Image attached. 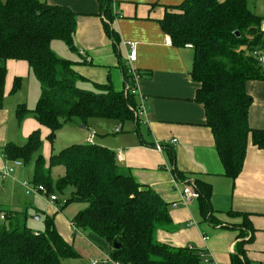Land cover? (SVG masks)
Here are the masks:
<instances>
[{
	"label": "trees",
	"instance_id": "16d2710c",
	"mask_svg": "<svg viewBox=\"0 0 264 264\" xmlns=\"http://www.w3.org/2000/svg\"><path fill=\"white\" fill-rule=\"evenodd\" d=\"M100 14L112 19V0H97ZM251 0H183L167 7L159 21L163 32L177 44L193 48L191 79L198 83L195 100L205 109L206 124L215 140L223 173L234 180L242 170L248 140L264 149V130L248 124L251 97L246 83L264 78L258 56L264 53L262 17L251 9ZM107 35L117 34L105 23ZM76 13L46 0H0V108L8 59L28 63L40 94L33 108L20 103L15 109L18 122L32 114L49 130L54 141L63 124L77 121L86 126L91 118L124 123L135 119V94L115 90L111 81L79 86L73 60L59 57L53 40L75 50ZM238 33V34H237ZM125 81L131 76L124 67ZM20 86L13 81L11 93ZM42 144L39 130L32 131L23 145L6 143L8 160H30ZM62 165L64 172L53 179L50 168ZM33 183L43 185L46 194L70 189L59 210L69 203H82L71 224L112 258L122 264H203L200 250L174 247L156 239L157 230L171 222L168 204L151 188L139 184L129 170L117 163L115 152L102 144L77 142L50 154L47 167L39 154ZM199 209L211 210L210 184L196 180ZM58 199V198H57ZM0 264H62L78 256L73 245L57 231L53 216L45 217L44 231L26 224L25 210L0 207ZM120 244L114 248L113 244ZM233 264L241 263L237 256Z\"/></svg>",
	"mask_w": 264,
	"mask_h": 264
},
{
	"label": "crops",
	"instance_id": "0c3cea01",
	"mask_svg": "<svg viewBox=\"0 0 264 264\" xmlns=\"http://www.w3.org/2000/svg\"><path fill=\"white\" fill-rule=\"evenodd\" d=\"M46 1L66 6L76 13V49L68 48L66 59L76 62L73 69L84 78L77 83L79 86L89 85L86 88L93 89V84L110 80L115 90L124 89L128 43L136 44L137 58L133 66L139 77L135 99L146 108L143 116L122 123L117 132L114 128L118 122L111 119L91 118L86 126L77 122L80 126H70L62 143L87 142L89 132L78 133L76 129L90 124L100 129L93 141L112 149L119 166L129 170L139 184L153 189L168 204L171 222L157 230L158 241L174 247L190 245L220 264H233L235 256H239L241 262L237 264H264V149L249 138L239 175L232 180L223 173L213 133L206 124L204 106L195 100L198 83L190 75L193 48L190 44H177L172 38L171 44H166L164 37L169 34L162 31L159 23L167 7L183 0H112L111 20L100 14L97 0ZM250 4L252 11L262 17L264 33V0H251ZM105 23L116 32V42L107 35ZM54 46L66 54L64 45L57 40L51 42V48ZM6 69L0 108V169H5L11 161L4 157L2 148L8 142L16 144L10 137L14 132L17 140H27L32 131L39 130L42 143L45 140L50 145L48 153L45 147L42 154L47 163L53 153L47 139L48 128L30 113L21 122L15 114L18 130L9 135L11 113L18 104L27 101L18 99L15 104L9 100L8 106L5 103L7 96L20 93L24 85L28 88L30 85L33 90L35 87L39 97V82L25 60L8 59ZM16 78L20 79V86L11 93ZM246 91L251 97L248 124L253 129L264 130V78L248 81ZM155 143L161 144L162 149L157 150ZM13 175L17 176L13 171L8 178L12 179ZM196 180L211 186V210L207 215L200 211L198 198L187 203L181 201L185 185H193L197 190ZM18 202L24 208L33 207L32 203ZM60 202L59 199L54 203L48 200V215L53 216L62 238L73 246L75 240L81 245L83 236L91 242L82 232L77 235L71 226L72 218L84 204L76 203L74 208L59 210ZM22 206L9 209L23 210ZM98 250L87 252L101 258L104 251Z\"/></svg>",
	"mask_w": 264,
	"mask_h": 264
},
{
	"label": "rangeland",
	"instance_id": "374dc122",
	"mask_svg": "<svg viewBox=\"0 0 264 264\" xmlns=\"http://www.w3.org/2000/svg\"><path fill=\"white\" fill-rule=\"evenodd\" d=\"M57 42L60 43L62 46L64 45L63 50L66 51V54L64 52H61L55 46H54V49L53 48L51 49L53 51L55 50L54 52L59 57L67 58L68 53H69L67 45L61 40L60 41L57 40ZM88 86L89 85H86V87ZM81 87H85V86L81 85ZM37 94H38V90L35 89V87L33 90V88H31L30 85H29V88L28 86L24 85L20 93L18 92L14 95L7 96L5 99V103L10 100L12 102H15L16 104L18 102V99H23V101L24 100L27 101V102L24 101L27 107L33 108L36 105V102L38 100ZM6 106H8L7 103H6ZM14 112L15 111L11 113L12 114L11 120L8 123L9 135H11L13 131L18 130V123H17ZM67 124H71V125H67ZM70 126L73 128H78L80 124L77 123V121H73L71 123L63 124V126L57 130V132L55 133L54 141L51 143V146L53 147L52 148L53 152L56 153L61 148L67 146V144H65L67 142H65L64 144L62 142L65 141L64 138L66 137V135L64 134L68 133L71 130L69 128ZM84 130L85 132H89V134L90 132L99 133L97 131H100L99 128H95L92 124H90V126L84 129H76L78 133H81ZM57 134H58V137H56ZM10 137H11V140L13 142L16 141L15 143L18 145H23L26 142V139L17 140L15 136V132ZM45 147L47 148L46 153H48V149H50V145L48 144V142L43 140V143L41 144L40 148L36 152L33 153L30 160L27 162L20 160L21 164L18 166L14 165L13 160L9 161V164L5 166L4 168L8 169L10 167H13L14 173L17 176L13 175L12 179L10 178L2 179L0 177V207L9 209L10 207H15L19 205L22 206V204H20V202L18 201H21V202L26 201L25 204L32 203L33 207L29 205V207L24 208V206H22L20 209L25 210L26 224L34 231H44L45 229L44 220H45V217L48 215V211H49L48 196L52 193L45 194L44 192L43 193L27 192L28 190H27V187L25 186V183L28 184V188H34L35 186H37L36 184L33 183L34 168L36 164V159L39 156V154L42 155L45 153ZM45 167H47L46 162H45ZM63 172H64V167L62 165H53L50 168V174L53 179H56L58 176L62 175ZM69 192H70V189H66L62 194L57 193V192H54L53 194H55L61 202H64L66 198L68 197ZM74 204L76 203H69L68 205H66V207L70 209L74 208L75 207ZM10 205H15V206H10ZM37 216H38V219L36 218ZM77 233L78 232H76V234ZM80 236L82 237L83 234L79 235V237ZM82 238L81 239L83 242L81 245H79L78 242L75 240V244L73 246L74 249L77 251L78 256L64 258L62 260V264H91L93 260H98V264H101L99 257L96 258L95 256L88 254L87 252V251L90 252V250L94 252L99 251L97 248L98 246L92 242L86 241L84 236Z\"/></svg>",
	"mask_w": 264,
	"mask_h": 264
},
{
	"label": "built area",
	"instance_id": "2783aa9c",
	"mask_svg": "<svg viewBox=\"0 0 264 264\" xmlns=\"http://www.w3.org/2000/svg\"><path fill=\"white\" fill-rule=\"evenodd\" d=\"M164 42L166 44H171V36L170 35H165L164 37ZM129 46V50H128V56H127V60H126V71L127 73L131 76L130 80L127 81L125 83V87L124 90L125 92H130L132 94H136L137 89H136V81L137 78L139 77L137 70L134 68L133 63L136 61L137 55H136V44L133 42H129L128 43ZM258 60L261 64H264V54H261L258 56ZM146 112V108L144 106V104L142 102L137 103L135 111H134V115L135 118H139L141 116H143ZM121 129V123H118L116 125V127L114 128V130L117 132ZM95 133L94 132H90L87 141L88 142H92L93 138H94ZM172 141H175V139H173ZM155 148L157 150H161L162 146L159 143H155ZM120 158V156H118ZM14 161V165L18 166L20 165V160H13ZM14 168L10 167L8 169H3L0 170V177L2 179H6L8 177L11 176V174L13 173ZM25 186L27 187V192H34V193H45L46 194V190L44 188L43 185H37L34 188H28V184L25 183ZM199 197V193L196 190L195 186L193 185H185L183 187L182 190V194H181V201L183 203H187L191 200L197 199ZM48 200L51 203L57 202V196L55 194H50L48 196ZM61 205V204H60ZM172 206H176V203H173ZM3 218V214L0 213V219ZM73 231L77 234H81L80 230H78L77 228L74 227V225H72ZM188 248L192 249V246H187ZM200 256H201V261L203 264H220L219 262H217L216 260H214L211 256H209V254L205 253V252H200ZM239 257V256H238ZM100 263L101 264H122L119 260H116L114 258H112L109 254L105 253L103 254V256L100 258ZM91 264H98V260H93L91 262Z\"/></svg>",
	"mask_w": 264,
	"mask_h": 264
},
{
	"label": "water",
	"instance_id": "95a60500",
	"mask_svg": "<svg viewBox=\"0 0 264 264\" xmlns=\"http://www.w3.org/2000/svg\"><path fill=\"white\" fill-rule=\"evenodd\" d=\"M237 34H238V33H237ZM36 218L38 219V216H37ZM113 247H114V248H119V247H120V244L114 243V244H113Z\"/></svg>",
	"mask_w": 264,
	"mask_h": 264
}]
</instances>
